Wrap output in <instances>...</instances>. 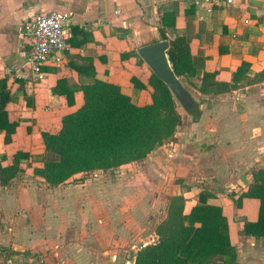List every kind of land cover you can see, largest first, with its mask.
I'll return each instance as SVG.
<instances>
[{
    "label": "crops",
    "instance_id": "0c3cea01",
    "mask_svg": "<svg viewBox=\"0 0 264 264\" xmlns=\"http://www.w3.org/2000/svg\"><path fill=\"white\" fill-rule=\"evenodd\" d=\"M227 1L0 0V80L8 78L12 98L6 107L7 116L0 122V164L13 165L18 152L29 155L20 161L21 172L9 185L0 183V264H7L8 258L14 264H135L138 250L158 239L155 230L167 216L172 189L187 191L179 194L186 198L188 212L203 190L212 192L214 197L208 204L222 208L228 218L238 262L264 264V238L243 232L246 221L258 220L261 202L246 198L240 208L236 203L264 168L241 173L232 190L223 181L226 191L215 193L209 187L215 179L211 171L218 167L207 152L210 143L216 146L211 138L218 135L216 148L228 154L234 151L232 146L235 148L230 145L227 120L207 123V113L214 117L211 122L222 119V112L210 105L215 96L195 90L200 97L192 98L203 104L200 109L204 111L199 122L179 110L183 123L176 136L182 148L188 147L196 156L195 161L186 156L169 161L159 158L157 153L164 145L142 162L87 177L79 175L57 187L34 174L35 168L43 167L46 152L42 133H57L63 116L84 104L79 86L102 80L119 85L138 106L152 103V70L139 50L163 41L162 30L168 41L186 37L199 80L205 72H218V80L231 82L243 62L251 64V76L263 70L264 0ZM43 11L73 12V38L69 49L42 67L44 77L36 82L21 32ZM131 52L138 56L122 58ZM132 78L145 87H136ZM60 80L76 90L72 106L66 96L53 93ZM262 85L233 91L237 95L234 110L240 112L241 120L260 118L248 93ZM224 96L221 110L228 105L230 93ZM14 123L12 141L6 144L5 129ZM215 124H221V129L213 128ZM249 130L250 137L258 138L260 127L250 123ZM242 144L243 156L248 157L252 149L255 152L252 144ZM175 178L184 179L190 189L174 184ZM133 246L138 248L135 254Z\"/></svg>",
    "mask_w": 264,
    "mask_h": 264
},
{
    "label": "trees",
    "instance_id": "16d2710c",
    "mask_svg": "<svg viewBox=\"0 0 264 264\" xmlns=\"http://www.w3.org/2000/svg\"><path fill=\"white\" fill-rule=\"evenodd\" d=\"M163 40L168 37L161 31ZM177 81L173 87L155 73H151L152 103L138 106L119 85L95 80L79 86L84 94V104L75 112L62 118L57 133L43 132L45 156L43 167L35 168L34 174L42 177L50 186H60L76 176L87 177L98 171H110L124 165L142 162L158 148L175 139L183 120L178 111L176 95L189 94L181 79L203 95L222 96L250 85L264 83V69L249 75L251 64L243 62L232 75L231 82L217 79L218 72H205L199 80L190 44L185 36L169 41L167 51ZM138 56L131 52L122 58ZM132 82L136 87L144 88ZM60 80L54 94L66 96L68 104H74L75 89ZM192 107L186 108L194 122L202 117L200 105L190 95ZM12 100L8 78L0 80V122L7 116L6 107ZM16 124L6 131L5 143L10 144ZM0 130H3L0 125ZM28 154L18 152L13 165L0 164V183L7 186L21 172L20 161ZM4 158V156H3ZM233 198L235 194H232ZM214 197L203 190L197 204L188 212L183 195L174 196L168 205L167 216L156 227L158 239L154 244L142 247L136 255L135 264H240L237 249L230 240L229 221L222 208L208 204ZM246 198L261 202L256 222H245L243 232L255 238H264V171L255 174V183L236 200L238 207Z\"/></svg>",
    "mask_w": 264,
    "mask_h": 264
},
{
    "label": "rangeland",
    "instance_id": "374dc122",
    "mask_svg": "<svg viewBox=\"0 0 264 264\" xmlns=\"http://www.w3.org/2000/svg\"><path fill=\"white\" fill-rule=\"evenodd\" d=\"M29 39L27 38V41ZM181 82L183 84V86L185 87V89L189 92V94L193 97L194 95H196L197 98H199L200 96L197 94V92L195 91L194 88H192L189 84H188V80L187 79H181ZM251 95L253 97L252 101L255 104V109L257 111V115L260 117L258 120L254 121L252 120L251 122L245 121V120H241L239 116V111L238 110H234V101H235V97L237 96L236 94H234L233 92L230 93V99L229 101H226V104H228L223 110L220 109V106L224 105V100L226 97L223 96H215L213 98L214 101H212L210 103V105L212 106V108L214 110H220L222 113L220 114V117L222 118L221 121L220 119H216L215 122H211L210 119H214L213 116L208 115V125H213L216 122H220L222 123L223 120H227L228 124V130L229 132H227L228 136H229V141H230V145L235 146V148L232 146L231 150L232 151L230 154H228L226 151H223L222 149L216 148L217 144V140H218V135L217 137H213L211 138L213 142H215L216 146H213L212 143H210L211 145H209L207 147V152L209 153L210 157H213L216 161V163H218V167L216 166L213 171H211L212 176L215 177V179L211 180V184L209 185V187L215 192V193H221L223 191H226V186H228V188L230 190L234 189V185L237 184V179L240 177L241 173L246 172V170L248 171H253V170H257L259 167L260 168H264V85H262V87L258 86L256 88V91H249L248 96ZM177 107L179 108L178 111L180 110L182 113H188L186 108L181 104V102L177 99ZM203 100V99H202ZM202 102H208L206 99L203 100ZM199 105H203L202 103L199 102ZM203 110V108H202ZM208 110H211L208 108ZM204 111H202L203 114ZM212 112V111H211ZM189 114V113H188ZM192 116V115H191ZM251 124H255L258 127H260V130L256 131L258 138H254V137H250V130H249V126ZM227 126V125H226ZM222 125L218 124L214 125L213 128L216 129H221ZM208 128V127H207ZM212 128V127H210ZM257 128V127H256ZM231 133V135H230ZM210 138H209V142H210ZM240 140V141H239ZM252 144V147L255 148V152H253L254 150L252 149L249 152L248 157L243 156L242 153V147L243 144ZM256 143V144H255ZM242 144V145H241ZM229 145V146H230ZM241 146V147H239ZM182 146L179 144L177 136L175 135V139H173V141H171L170 143L166 144L163 149H161L156 155L161 159L163 157V159H166L167 161L169 160H178L183 156H186L187 158H189L191 161H195V158L190 154V152L188 151L189 148H182ZM241 149V150H239ZM245 151V150H244ZM183 154V155H182ZM255 156V157H254ZM245 158H248L247 160ZM214 161V162H215ZM249 163V165H244L245 163ZM247 168H246V167ZM247 173V172H246ZM82 176V175H80ZM212 176H209L212 177ZM184 179H178L175 178V181L172 180L174 182V184L176 185H182L183 187H185L186 189L189 188V185H185L184 181H182ZM190 181V183L192 184V180H188ZM222 181L224 182V184L226 186H224V188L222 187ZM176 190V191H175ZM185 191V192H184ZM177 192V194L175 193ZM184 195L187 191L186 190H177V189H172V195L170 196V200L176 196V195H180L179 193H181ZM175 193V194H174ZM169 200V203H170ZM157 240V239H156ZM144 247V246H143ZM138 248H135L134 246L132 247L131 251H133V253L135 254ZM139 251V250H138Z\"/></svg>",
    "mask_w": 264,
    "mask_h": 264
},
{
    "label": "built area",
    "instance_id": "2783aa9c",
    "mask_svg": "<svg viewBox=\"0 0 264 264\" xmlns=\"http://www.w3.org/2000/svg\"><path fill=\"white\" fill-rule=\"evenodd\" d=\"M227 2L230 4L233 0ZM73 25V12L43 11L37 13L22 30L23 46L26 48L28 62L36 82L42 81L44 77L42 67L52 57L70 48ZM7 264H14V260L8 258Z\"/></svg>",
    "mask_w": 264,
    "mask_h": 264
},
{
    "label": "water",
    "instance_id": "95a60500",
    "mask_svg": "<svg viewBox=\"0 0 264 264\" xmlns=\"http://www.w3.org/2000/svg\"><path fill=\"white\" fill-rule=\"evenodd\" d=\"M168 49L169 41L163 40L142 47L139 50V55L153 73L160 77L170 87H173L178 79L167 55ZM176 98L185 108L192 107L190 94L182 93L181 95H176Z\"/></svg>",
    "mask_w": 264,
    "mask_h": 264
}]
</instances>
